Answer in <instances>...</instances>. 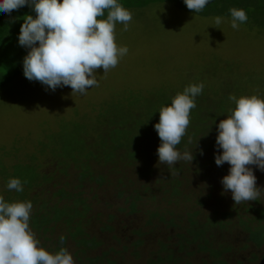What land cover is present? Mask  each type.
Returning a JSON list of instances; mask_svg holds the SVG:
<instances>
[{"label":"rangeland","instance_id":"1","mask_svg":"<svg viewBox=\"0 0 264 264\" xmlns=\"http://www.w3.org/2000/svg\"><path fill=\"white\" fill-rule=\"evenodd\" d=\"M126 9L133 18L126 31L122 23L116 22L114 37L117 47L126 46L128 52L119 57L116 67L107 72H103L102 68L97 69L94 78L98 85L88 88L86 94L72 92L69 86L58 87L55 91L45 90L40 82L29 81L23 74L0 89V196L9 203L17 202V199L21 201L20 192L9 190L6 185L10 178L21 181L23 178L29 185L35 184L33 188L38 186L41 200L46 199L49 205L60 207L73 201L59 200L51 193L66 183L65 190L89 206L82 229L88 233V241L95 238V243L100 242V245L86 249L83 254L85 245L78 244L81 234L76 231L80 216L74 217L71 222L65 221L67 217L51 222L48 224L51 229L37 232L34 237L39 242L38 246L52 254L65 238L64 248L72 255L74 264H90V261L98 264H146L145 259L150 257V252L159 249L157 238L169 241L173 246L180 241L178 233H185L183 228L166 225L165 219L157 227L159 229H154L146 222L149 211L156 210L166 219L177 218L176 214H181L183 219L180 224L185 228L186 213L194 207L193 201L182 200L181 195L169 196L172 197L169 201L167 193L159 192V188H168L167 177L173 172L168 165V170L161 166L157 155V159L152 158L154 169L144 176L148 178L145 180L136 174L137 164L121 167L124 161L132 159L131 151L117 153L112 150L113 143H123L130 135L131 139L140 141L138 130L148 122L152 124L154 110L192 84L204 85L200 96L195 98L196 105L202 102L204 105L206 99L215 100L221 103L219 107L228 111L234 105L229 100L230 95L237 98L256 95L264 99V35L239 22L238 29H233L232 19L228 17H221V24L215 25L216 16H200L167 2ZM14 12L13 16H9L10 20L17 18L10 23L9 45L18 51L23 49L17 39L23 16H35V13L27 6ZM132 118L135 126L119 128L131 133L116 131L115 123L122 124ZM154 145L150 144L151 149L155 148ZM211 150L214 148L205 152L204 157H209ZM92 153L100 157L103 163L107 160L108 164L88 158ZM131 154L134 156L133 152ZM85 166L92 171V176L86 172L85 179L76 187L78 172ZM252 168L257 186L264 188V172L255 166ZM51 172H56V179L45 185L42 173ZM94 176L95 180L98 176V180H105L107 185L98 186L93 180ZM121 176L125 178L123 187L116 183ZM187 176L192 181L182 184L181 194L199 196L209 193L212 198H220L219 205L232 200L230 191L223 192L221 183L215 185L217 188L202 192L199 191L200 186L205 187V183H200L198 174L193 172ZM218 179L220 181L221 177L215 180ZM144 182H150L149 187L153 186L154 189L148 187V191H142L139 183ZM119 191L123 193L121 196L118 195ZM22 192L27 195L25 190ZM136 194L137 209L130 212L129 199L134 200ZM31 198L37 200L35 193ZM29 199L27 195L25 201ZM213 200H208L209 208L205 206L203 213L212 210L211 205L216 204ZM258 201V205L254 201L234 205L239 207L242 216L254 217L255 211L247 208L251 204L253 208L264 206V191ZM82 207L77 206V209ZM62 212L69 217L64 210ZM107 223L112 226L110 230L104 229ZM257 224L254 220L252 228ZM141 226L147 231L143 235L146 251L143 253V250L139 258L134 255V248L130 244L138 239L134 230ZM228 227L229 231H224V236L229 243L224 245L232 244V247L228 253H224L226 263L264 264V255L261 256L264 244L257 247L250 243L248 234L237 221ZM30 230L34 233V230ZM113 235H117L118 239ZM188 238L192 240L191 235ZM214 239L224 240L218 233ZM210 241L214 243L213 238ZM190 244L187 245L190 249L179 254L186 259L184 264L215 262L210 253L199 251L193 243ZM124 245L129 248H124ZM251 252H258L260 256L257 260Z\"/></svg>","mask_w":264,"mask_h":264},{"label":"clouds","instance_id":"2","mask_svg":"<svg viewBox=\"0 0 264 264\" xmlns=\"http://www.w3.org/2000/svg\"><path fill=\"white\" fill-rule=\"evenodd\" d=\"M209 2L183 0L194 12H201ZM25 6L35 16L24 14L17 37L19 46L27 50L22 72L45 90L69 86L72 92L86 94L88 88L98 85L96 70L107 72L116 67L118 58L128 52L126 46L117 47L114 29L120 22L126 31L133 17L118 0H0V11L9 16ZM105 10L106 19H100ZM229 13L233 29L248 20L243 9L230 8ZM16 19L12 17L11 22ZM221 22L220 16L215 17V25ZM203 89L202 83L189 85L158 109L159 119L153 127L160 140L156 149L160 164L174 167L181 160L193 161L192 150L181 153L176 146L186 133L195 98ZM229 100L235 106L216 123L215 147L219 151L214 153V162L229 165L220 183L223 192L230 191L235 204L257 201L264 188L257 186L252 166L264 172V99L230 95ZM6 187L23 191L19 178H10ZM31 209L30 201L9 203L0 196V264H74L66 249L52 254L38 246L29 228Z\"/></svg>","mask_w":264,"mask_h":264},{"label":"trees","instance_id":"3","mask_svg":"<svg viewBox=\"0 0 264 264\" xmlns=\"http://www.w3.org/2000/svg\"><path fill=\"white\" fill-rule=\"evenodd\" d=\"M167 2L172 4L174 7L191 12L200 16H220V17H228L232 19L229 9L230 8H238L243 9L247 16L248 20L241 24H247L248 29L255 31L257 33H260V35H264V0H210L209 4L205 6V8L201 12H194L193 10H189L186 5L183 3V0H118V3H120L123 7L126 8H136V7H144L149 4H156V3H162ZM15 12L13 11L11 13V16H13ZM107 17V10H105V15L103 17H100V19H106ZM10 23L11 20L9 18L8 14L3 13L0 11V89L5 86L8 82H10L13 78H15L18 75L23 74L22 72V59L24 55L26 54V49L23 48L21 50L15 51L10 45V37H11V30H10ZM247 95V94H246ZM200 96V95H199ZM173 98V97H171ZM170 100H166V103L163 104V106H166L170 104ZM219 104L217 101H208L205 100V104H199L196 105L195 108H193L190 111L189 115V126L186 129L185 135L181 138V143L177 145V150L181 153L185 151H191L193 152L194 159L190 163L191 165H188L189 162L186 161H179L177 164L172 168L173 175H168L167 177V184L168 188L165 190H162L159 188V192L167 193L169 201L172 197L169 196H180L182 197V200H187L188 202L193 201L194 207L191 208V212L186 213L187 215V225L184 228L180 223L182 222L181 219H183L182 215L179 214V216L176 214L177 218L171 217V218H164L158 211L156 210H150L146 219V222L149 223V225H152L154 229L160 226L161 221L166 220V225L172 226L175 228L184 229L185 233H178L180 241L176 242L175 245L171 246V243L169 241L164 242L161 238H157V244L159 246L158 250H155L150 252V257L145 259L146 264H184V259L181 255H179L181 252H186L188 249L187 245H191L190 243H193V245L196 246V248L201 251H205L210 253V255L214 258L213 264H227L226 260H224L223 256L224 253H228L231 250L232 244L229 246H225L224 244L229 243L226 241L224 236V231H229L228 226H233L234 221H237L240 227H243L244 231L248 234L247 240L250 241V243L254 244L257 247H261L264 244V206H256L253 208L252 204L248 206L247 209H252L255 211V216H242L239 214V207L234 205V201H226L225 204L219 205L220 198H212L209 193H204L201 195H185L184 193L181 194L180 189L182 184H190L192 179L188 178L187 174L195 173L196 175L200 177V183L204 184V186H200L199 191L204 192L209 188H217L215 185L217 183H220L219 179L217 177H221L227 172L229 165L225 163L222 166H217L214 162V153L218 152L219 149L215 147V136H216V123L219 122V120L224 119L226 115L230 114L224 107H219ZM235 105H233L234 107ZM162 107V106H161ZM160 107L156 108L153 112V122L151 125L148 122V125L145 124L144 127H140L138 132L140 133V141L136 142L133 138L131 139L128 136V138L123 142H128V144L123 143H113L112 150L121 153L126 152L127 150H130V158H132L129 162L124 161L123 165L121 167H125L124 165H128L131 167V164L138 165L136 167V174L139 175L141 178H145L150 173V170L154 169V162H152V158L157 159L155 156L157 155L156 149L157 146L160 143L159 137L157 132L155 131L153 125L154 123L158 122L159 119V112L158 109ZM135 116V114H134ZM134 118V117H133ZM133 118L131 121L114 125L117 127L116 131L125 132V133H131L130 130L122 131L121 127L124 128H131L135 126V123L133 121ZM148 119H146L147 121ZM138 121V120H137ZM137 121H135L137 123ZM213 122V123H212ZM126 125V126H125ZM114 126V127H115ZM135 130V129H132ZM136 131V130H135ZM134 131V132H135ZM150 144L153 146L154 149H151ZM214 148V150L209 151L210 156L204 157L205 152H207L211 147ZM131 148L133 150H131ZM200 149L203 150V155L200 154ZM133 155L132 156V153ZM93 155V156H92ZM88 158L96 159V161L100 160V164H108L107 160L103 163L101 162L100 157L95 156V154H90ZM107 159V158H106ZM110 166V164H109ZM163 168H166L168 170V166L165 164H161ZM192 166V168H191ZM111 169V168H110ZM113 171V170H112ZM119 171V170H118ZM89 174V176H92V171L88 169V167L85 166L81 171L78 172V179L76 180L78 184L76 187H79L86 176ZM66 174V172H65ZM174 174H178L175 175ZM56 172L51 173H42L43 182L45 181V185L49 184L50 181L53 179H56ZM103 175V174H99ZM106 177V175H104ZM145 176V177H144ZM98 178L95 180V176L93 177L94 182L98 186L107 185V183H104L105 180H98ZM119 179V180H118ZM116 183L117 185H121L122 187L125 185L124 183V176H121L118 178ZM148 178H145V180ZM79 180V181H78ZM22 187L27 192V195L29 196V201L32 204V209L30 212V219H29V227L34 230V233L40 232L43 230V232L48 231L51 229L48 224L51 222L60 221L63 217L66 218V222H71V220L76 217H79V221L76 223V231L77 233L81 234V237L78 241V244L85 245L82 248L83 254L86 253V249L98 247L100 245V242H96V239L93 238V241L89 239V235L87 232H83V226L85 225L84 215L89 210V206L85 205L81 199H77L71 192H68L65 190L64 187H66V183L62 185V187H58L54 192L51 193L54 197H58L59 200L63 199H71L73 202L72 204H63L60 207L57 206H51L48 204V200H41L40 198V189L37 187L33 188V185H29V182L25 181L22 178ZM57 184H60V182H57ZM142 191H148L149 188L152 190L154 187H149L150 182L148 183H139ZM149 184V185H148ZM55 185V184H54ZM53 185V186H54ZM188 186V185H187ZM149 187V188H148ZM75 188V187H74ZM39 189V190H38ZM135 191L136 187L133 188ZM38 191V192H37ZM35 193L36 199H32L31 195ZM122 191L118 192V195H122ZM24 195V196H23ZM25 193L20 192L19 196L21 198V201H25V197L27 196ZM152 195V194H151ZM155 194L153 193L152 196ZM65 197V198H64ZM137 194L134 196V200L129 199V209L130 212L135 211L137 209L136 207V200H137ZM221 197V195H220ZM214 199L216 201V204L211 205L212 210L209 213H203L205 206L208 205V200ZM20 201L19 199H17ZM213 200V202H214ZM177 201V199H176ZM8 202V201H6ZM212 202V203H213ZM257 205L259 204V201H254ZM83 205L82 208L77 209V206ZM223 205V206H222ZM209 206V205H208ZM207 206V207H208ZM243 206V205H242ZM69 207V208H67ZM209 208V207H208ZM64 210L68 215H63L62 210ZM57 213H56V212ZM176 213V212H175ZM111 218H113L111 216ZM157 218L158 220H156ZM177 219V220H176ZM254 220L258 223L255 228H252V224ZM144 226L138 227L134 230V233L138 235V239L136 241H133V244H130L134 249L133 253L137 257L142 256L143 253L146 251V241L143 235L147 234V231L144 230ZM112 226L109 225V223L105 224L104 229L110 230ZM36 231V232H35ZM216 233L220 234L222 237V241H216L214 239V236ZM222 234V235H221ZM192 236V240L188 238V236ZM74 236V234H72ZM114 238L117 240L118 236L113 235ZM64 237V236H63ZM62 237V238H63ZM61 238V239H62ZM92 238V237H90ZM213 238L214 243L210 241V239ZM64 239L57 245L56 252L60 249L64 248ZM184 239V240H183ZM159 240V242H158ZM142 246V247H141ZM129 248L128 245H124V248ZM141 247V248H139ZM144 247V248H143ZM139 248V249H138ZM141 249V250H140ZM144 250V251H143ZM81 251V249L79 250ZM143 251V253H142ZM254 255V259H258V252H251ZM264 253L261 255L263 256ZM78 256V255H76ZM89 258V257H87ZM93 258V257H91ZM94 258H96L94 256ZM264 258V256H263ZM90 264H98L93 263L90 261ZM116 263V261H114Z\"/></svg>","mask_w":264,"mask_h":264}]
</instances>
